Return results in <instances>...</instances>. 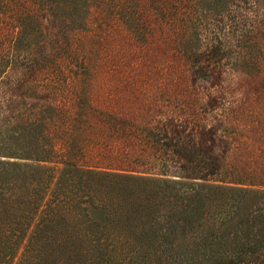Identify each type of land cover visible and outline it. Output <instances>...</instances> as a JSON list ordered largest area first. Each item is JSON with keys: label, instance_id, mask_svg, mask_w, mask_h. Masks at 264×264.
<instances>
[{"label": "trees", "instance_id": "obj_1", "mask_svg": "<svg viewBox=\"0 0 264 264\" xmlns=\"http://www.w3.org/2000/svg\"><path fill=\"white\" fill-rule=\"evenodd\" d=\"M32 1L41 12L17 21L11 46L17 55H37L33 49L43 33L46 41L50 25H67L72 36L86 33L95 13L90 4L96 0ZM159 1L148 0L147 9L124 0L129 9L119 17L140 44L157 40L144 23L150 9L159 13L170 5ZM172 4L183 11L172 20L174 39L162 42L174 41L180 64L195 79L229 72L262 77L264 0ZM209 17L215 25L205 23ZM40 54L23 66L18 56L0 63V82L21 71L57 70ZM96 67L78 64L72 74L90 76ZM32 95L37 99V90ZM54 118L49 105L0 95V264H264V184L221 177L215 129L173 120L152 129L147 118L146 141L154 137L151 145L164 147L165 156L150 157L147 146L137 154L136 141L116 140L105 148L109 165H91L57 156L48 134Z\"/></svg>", "mask_w": 264, "mask_h": 264}, {"label": "rangeland", "instance_id": "obj_2", "mask_svg": "<svg viewBox=\"0 0 264 264\" xmlns=\"http://www.w3.org/2000/svg\"><path fill=\"white\" fill-rule=\"evenodd\" d=\"M166 1L170 5L159 13L150 9L151 21L148 23L147 18L144 23L157 35V40L148 44L136 41L121 21L120 10L129 9L124 0H96L90 4L95 13L88 19L86 33L78 34L79 30L72 36L67 25H50L46 41L43 33L33 50L38 49L37 57L42 52L57 70L21 71L0 82V95L23 94L29 104L38 101L45 107L49 105L55 118L48 134L56 154L67 155L77 163L93 165L100 161L109 165L105 148L125 139L124 144L136 141L137 154L147 146L150 157L165 156L168 151L151 145L154 137L148 143L142 130L148 127L147 118L152 120V129L158 121L173 120L177 125L207 126L217 131L214 153L224 157L221 177L264 184V73L259 79L236 72L210 81L195 79L180 64L181 53L174 41L162 42L174 39L172 20L180 18L183 11L170 8L173 0ZM139 2L149 9L148 0ZM159 4L164 6L161 0ZM38 7L32 0H0V63L18 56L23 66L26 60L34 59L31 52L19 57L11 52V46L17 36V21L28 12L39 14ZM48 18L52 21L53 13ZM205 23L216 24L210 17ZM205 32L203 29V38ZM78 64H95L97 72L76 78L72 73ZM34 90L37 99L32 95Z\"/></svg>", "mask_w": 264, "mask_h": 264}]
</instances>
